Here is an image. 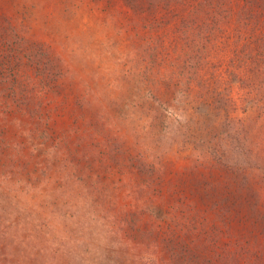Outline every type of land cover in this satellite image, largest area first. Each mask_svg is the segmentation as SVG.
Returning a JSON list of instances; mask_svg holds the SVG:
<instances>
[{
  "label": "rangeland",
  "instance_id": "obj_1",
  "mask_svg": "<svg viewBox=\"0 0 264 264\" xmlns=\"http://www.w3.org/2000/svg\"><path fill=\"white\" fill-rule=\"evenodd\" d=\"M0 264H264V0H0Z\"/></svg>",
  "mask_w": 264,
  "mask_h": 264
},
{
  "label": "trees",
  "instance_id": "obj_2",
  "mask_svg": "<svg viewBox=\"0 0 264 264\" xmlns=\"http://www.w3.org/2000/svg\"><path fill=\"white\" fill-rule=\"evenodd\" d=\"M150 92H151V93H153V91H152V90H151ZM151 93H150V94H151ZM153 97L155 98V100L157 99V98H156L154 95H153Z\"/></svg>",
  "mask_w": 264,
  "mask_h": 264
}]
</instances>
